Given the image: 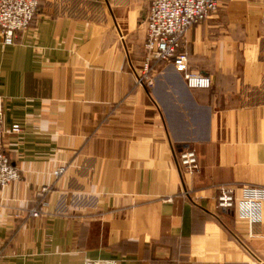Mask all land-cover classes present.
Masks as SVG:
<instances>
[{"label":"crops","instance_id":"0c3cea01","mask_svg":"<svg viewBox=\"0 0 264 264\" xmlns=\"http://www.w3.org/2000/svg\"><path fill=\"white\" fill-rule=\"evenodd\" d=\"M149 7L40 0L15 43L0 32V110L22 127L4 138L21 176L0 186V264H264V202L247 216L243 187L264 185V0H220L189 28V66L211 87L170 61L138 81ZM187 146L193 174L178 166Z\"/></svg>","mask_w":264,"mask_h":264},{"label":"built area","instance_id":"2783aa9c","mask_svg":"<svg viewBox=\"0 0 264 264\" xmlns=\"http://www.w3.org/2000/svg\"><path fill=\"white\" fill-rule=\"evenodd\" d=\"M40 0H0V32L5 44H13L18 35L32 22ZM220 0H150L147 14V37L144 42L146 55L143 64V75L153 85L154 78L150 75L153 60L170 61L177 71L183 74L187 86L211 87L212 76L208 73L191 69L189 53L183 42L189 28L203 22L219 9ZM22 127L14 123L7 127L0 110V186H5L20 178V169L12 162L5 147V134L19 132ZM178 166L181 173L193 174L201 167L200 156L194 146L181 148L178 152ZM62 171V167L57 170ZM245 214L252 218L255 208L264 202V185L245 184ZM49 186L44 185L37 191V201L29 210L32 216L44 212L47 201L44 199ZM189 194V190H185ZM236 187L233 184L218 186L217 205L224 209L231 208L236 201ZM85 264H120L118 259H86Z\"/></svg>","mask_w":264,"mask_h":264},{"label":"rangeland","instance_id":"374dc122","mask_svg":"<svg viewBox=\"0 0 264 264\" xmlns=\"http://www.w3.org/2000/svg\"><path fill=\"white\" fill-rule=\"evenodd\" d=\"M146 40V39H145ZM145 42V41H144ZM145 55H146V51H145V49H144V43H143V56H142V63H141V65H140V72H139V74H138V81H140V82H146L147 83V81L146 80H143V81H141L139 78H140V76H142L143 75V64H144V58H145ZM155 61H160V60H153V62H152V69H151V72H150V75L154 78V76H153V72H154V69H155ZM148 84V83H147ZM148 85H150V84H148ZM152 86V85H151ZM4 124H5V122H4ZM11 126V125H10ZM185 148V147H184Z\"/></svg>","mask_w":264,"mask_h":264}]
</instances>
